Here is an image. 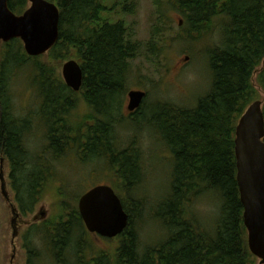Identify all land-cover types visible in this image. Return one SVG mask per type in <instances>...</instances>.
Segmentation results:
<instances>
[{
    "label": "trees",
    "instance_id": "1",
    "mask_svg": "<svg viewBox=\"0 0 264 264\" xmlns=\"http://www.w3.org/2000/svg\"><path fill=\"white\" fill-rule=\"evenodd\" d=\"M8 1L19 15L29 5L28 0ZM48 1L58 5L61 22L60 39L47 55L29 57L19 39L0 48V163L9 164L18 209L23 216L33 214L51 188L62 199L57 219L34 224L24 235L28 264H40L44 257L51 264H257L244 225L235 138L240 118L261 98L259 89L264 94V0H157L155 26L144 44L132 41L123 21L112 22L115 9L108 7V0ZM174 12L180 17L176 35ZM175 43L191 56L193 46L203 43L213 80L196 107L166 104L157 124L155 119L144 124L158 126L173 155L171 193L157 215L166 238L142 250L134 230L135 218L143 221L138 214L142 203L131 210L122 199L130 218L117 237L122 242L112 253L98 252L79 213L78 197L56 182L61 177L58 165L71 153L83 163L103 160L118 179L116 187L131 201L143 180L142 153L135 142L119 149L115 133V126L127 120L120 112L131 62L143 58L165 73ZM72 58L84 72L78 93L59 74ZM23 75L38 99L30 115L19 117L10 87ZM78 96L91 109L89 115L77 116L79 120L73 112L80 107ZM147 112L141 108L133 122L139 124ZM33 136L44 138L39 151L30 147ZM212 193L222 202L213 227L203 224L194 210L197 198Z\"/></svg>",
    "mask_w": 264,
    "mask_h": 264
},
{
    "label": "rangeland",
    "instance_id": "2",
    "mask_svg": "<svg viewBox=\"0 0 264 264\" xmlns=\"http://www.w3.org/2000/svg\"><path fill=\"white\" fill-rule=\"evenodd\" d=\"M156 2L157 0H108L107 4H109V8L115 9V14H112L113 17L111 18L112 22L123 21L132 41L144 44L149 40L155 26ZM126 6L130 7V12L123 15L122 11ZM174 14L176 15L175 12ZM179 19L180 17L176 15L172 30L175 35L178 33ZM175 45L167 55L165 68H169V72L168 70L165 73L160 72V68L157 72V69L148 64L143 58L131 62V76L127 93L124 96L120 118L126 119L127 117V97L132 90L147 93L148 97L142 107L145 112L153 106L140 119L139 124H133L132 119H127L128 122L118 125L116 128L119 149L127 148L135 142L142 153L143 180L138 190L132 193L131 201L127 199L128 196L121 189H118L119 186L116 187L118 179L103 160L96 159L97 161L92 160L83 163L75 154L71 153L62 164L58 165L61 177L57 179V184L62 188L63 185L69 188L67 191L72 195L76 194L78 199L96 186L109 185L115 187L116 193L121 200L125 199L127 201L128 208L131 210H134L136 203H142V212L138 214L139 217H143V221L135 218L134 225V230L140 236L142 250L149 246L158 245L166 238L157 215L160 204L171 193L174 166L172 153L158 135L160 132L158 126L151 124L152 128H150L144 126V124L151 120L153 122L154 119L155 124H157V119L163 118L166 114L163 107L166 104L181 108L196 107L199 100L209 92L213 80L203 43H196L193 46L196 48L194 56L184 51L185 48L179 43H175ZM186 57L190 59L186 61ZM46 58H42V62L46 63L47 60H44ZM72 60L76 59L72 58ZM77 62L81 65L80 61ZM63 65L59 69L61 77ZM24 78L23 75V79L19 83L12 82L10 87L14 102V115L19 117L30 115L29 111L36 109L38 99L37 92L28 87L31 82H24ZM259 92L261 97L259 100L263 103L264 110V94L260 89ZM80 99L78 96L77 101L80 107L78 105L73 111L77 120H79L78 117L89 115L91 111ZM89 125H92V122ZM44 142V138L38 140L36 136H33L30 147L33 151H39ZM55 196L54 190L51 188V190L45 192L33 214L29 216L22 215L13 224L15 217L10 204L13 203L16 206L14 202L16 194L12 190L8 162L0 163V264H28L29 257L28 251L24 249V235L32 225L41 223L48 218H58L60 215L59 205L62 199L58 200ZM221 203V199L216 194H208L195 200L194 210L203 224L213 227L219 218ZM152 214L155 215L154 219L151 216ZM91 240L98 252L109 253L114 252L122 242L120 238L103 239L93 234H91ZM42 262H44L43 264H51L47 257H44L40 264ZM257 264H260L259 260Z\"/></svg>",
    "mask_w": 264,
    "mask_h": 264
},
{
    "label": "water",
    "instance_id": "3",
    "mask_svg": "<svg viewBox=\"0 0 264 264\" xmlns=\"http://www.w3.org/2000/svg\"><path fill=\"white\" fill-rule=\"evenodd\" d=\"M28 2L27 10L18 15L10 9L8 0H0V47L19 39L29 57H40L60 39L61 13L58 5L48 0ZM62 78L69 89L80 92L84 80L81 65L76 60L67 61ZM146 96L144 91H130L128 111H138ZM235 156L249 249L264 264V111L260 100L253 102L238 122ZM78 209L87 231L101 238L115 239L129 226L122 200L109 185L96 186L83 194Z\"/></svg>",
    "mask_w": 264,
    "mask_h": 264
},
{
    "label": "flooded vegetation",
    "instance_id": "4",
    "mask_svg": "<svg viewBox=\"0 0 264 264\" xmlns=\"http://www.w3.org/2000/svg\"><path fill=\"white\" fill-rule=\"evenodd\" d=\"M147 94V93H146ZM147 97H148V95L146 96V99H147ZM128 98V97H127ZM145 99V100H146ZM145 102V101H144ZM128 103H129V99H128ZM144 104V103H143ZM128 106V105H127ZM142 107H143V105H142ZM141 107V108H142ZM141 108L138 110V111H136V112H134V113H131L130 111H128V108H127V111L128 112H126V119H132L133 121L135 120V118L137 117V115L140 113V111H141ZM93 115L94 116H96L95 115V113L93 112ZM119 118V116H115L114 118ZM129 117V118H128ZM131 121V120H130ZM126 122H127V120H126ZM133 124H136V122H134ZM94 126V125H93ZM116 128H117V125L115 126V133H116ZM117 135V134H116ZM5 160H1V163L2 162H4ZM8 201L10 202V200L8 199ZM8 202V203H9ZM14 202L16 203V206L12 203V204H10V206H11V209H12V213L14 214V217H15V221H14V223L13 224H15L16 222H17V219L18 218H20L21 216H22V214H21V212L19 211V209H18V205H17V202H16V199L14 198Z\"/></svg>",
    "mask_w": 264,
    "mask_h": 264
},
{
    "label": "bare ground",
    "instance_id": "5",
    "mask_svg": "<svg viewBox=\"0 0 264 264\" xmlns=\"http://www.w3.org/2000/svg\"><path fill=\"white\" fill-rule=\"evenodd\" d=\"M138 202V201H137Z\"/></svg>",
    "mask_w": 264,
    "mask_h": 264
}]
</instances>
